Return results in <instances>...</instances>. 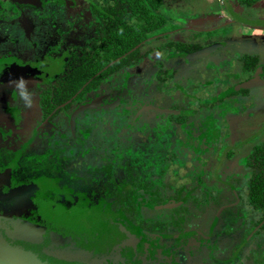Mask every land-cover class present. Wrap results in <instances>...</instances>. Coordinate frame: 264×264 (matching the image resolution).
I'll list each match as a JSON object with an SVG mask.
<instances>
[{"label":"flooded vegetation","instance_id":"af4514ba","mask_svg":"<svg viewBox=\"0 0 264 264\" xmlns=\"http://www.w3.org/2000/svg\"><path fill=\"white\" fill-rule=\"evenodd\" d=\"M261 1L0 0V214L103 264H264Z\"/></svg>","mask_w":264,"mask_h":264},{"label":"water","instance_id":"95a60500","mask_svg":"<svg viewBox=\"0 0 264 264\" xmlns=\"http://www.w3.org/2000/svg\"><path fill=\"white\" fill-rule=\"evenodd\" d=\"M0 264L103 263L86 256L42 225L0 214Z\"/></svg>","mask_w":264,"mask_h":264},{"label":"clouds","instance_id":"9594fccd","mask_svg":"<svg viewBox=\"0 0 264 264\" xmlns=\"http://www.w3.org/2000/svg\"><path fill=\"white\" fill-rule=\"evenodd\" d=\"M28 81L23 77H19L16 80L9 81V85L15 87L20 100L23 102V106L26 109H31L34 106V92L30 91L27 87Z\"/></svg>","mask_w":264,"mask_h":264},{"label":"rangeland","instance_id":"374dc122","mask_svg":"<svg viewBox=\"0 0 264 264\" xmlns=\"http://www.w3.org/2000/svg\"><path fill=\"white\" fill-rule=\"evenodd\" d=\"M201 1V0H196ZM205 1V0H204ZM208 2H212V0H207ZM264 7V0H262L259 5H256L253 9L254 13H262V8Z\"/></svg>","mask_w":264,"mask_h":264}]
</instances>
